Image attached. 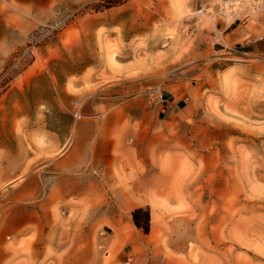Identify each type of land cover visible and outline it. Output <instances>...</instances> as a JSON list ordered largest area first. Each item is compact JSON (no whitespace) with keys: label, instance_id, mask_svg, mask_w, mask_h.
<instances>
[{"label":"rangeland","instance_id":"1","mask_svg":"<svg viewBox=\"0 0 264 264\" xmlns=\"http://www.w3.org/2000/svg\"><path fill=\"white\" fill-rule=\"evenodd\" d=\"M222 1L0 0V222L40 216L5 264H264V12Z\"/></svg>","mask_w":264,"mask_h":264},{"label":"crops","instance_id":"2","mask_svg":"<svg viewBox=\"0 0 264 264\" xmlns=\"http://www.w3.org/2000/svg\"><path fill=\"white\" fill-rule=\"evenodd\" d=\"M237 34L234 35V37H238L241 35V32H236ZM233 38V37H232ZM234 39V38H233ZM162 106L165 107L167 110H177L180 107V101H176L173 99H163ZM8 162L13 165H15V169H13L11 175L5 174V172H0V182L8 180L10 182L11 180H15L17 177H19L22 173L21 171L25 169L26 171L30 170L32 167V164L35 162V160L29 161L26 160V156L22 155L19 157H12L8 159ZM7 178V179H6ZM138 178V179H137ZM137 179L140 181V178L135 176L131 180L127 181L126 179L121 180V186L114 190V193L122 192L125 190V187L127 185L130 186V183L132 180ZM126 180V181H125ZM58 182V183H57ZM16 184V183H15ZM54 185L56 188H62V185L64 186L63 189L68 191V188L60 178V180L55 179ZM12 186L8 188L11 196V201L16 202H23V201H32L33 199H39V200H46L49 196H47V189L51 188V184L46 183V181L42 180L39 175L37 174H30L23 183L13 189ZM54 187V186H53ZM72 189V188H71ZM126 191V190H125ZM36 207V206H35ZM35 207L29 208L24 207L20 205H16L15 212L13 215H9L8 217L4 218L0 222V264H5L7 259L9 258V251H8V240L11 238L15 239H21L22 237L26 236L25 230H23V227L29 223L31 220L36 222V219L40 218V216H36V211L34 210ZM140 206H136L138 208ZM19 208V209H18ZM26 209L27 214L26 217H22L23 209ZM16 210H19V213H16Z\"/></svg>","mask_w":264,"mask_h":264},{"label":"built area","instance_id":"3","mask_svg":"<svg viewBox=\"0 0 264 264\" xmlns=\"http://www.w3.org/2000/svg\"><path fill=\"white\" fill-rule=\"evenodd\" d=\"M247 3L251 6V9L256 11L264 12V0H223L221 2V14L223 18H237L238 11L236 10L237 6Z\"/></svg>","mask_w":264,"mask_h":264},{"label":"trees","instance_id":"4","mask_svg":"<svg viewBox=\"0 0 264 264\" xmlns=\"http://www.w3.org/2000/svg\"><path fill=\"white\" fill-rule=\"evenodd\" d=\"M131 214L135 226L142 228L147 233L149 231V211L139 207L134 209Z\"/></svg>","mask_w":264,"mask_h":264},{"label":"bare ground","instance_id":"5","mask_svg":"<svg viewBox=\"0 0 264 264\" xmlns=\"http://www.w3.org/2000/svg\"><path fill=\"white\" fill-rule=\"evenodd\" d=\"M129 179V178H128ZM138 179V178H137ZM137 179H134V180H132L131 181V183H130V187H131V189L133 190H136V188H138L139 189V185L141 186L143 183H145L144 181H138ZM126 181V180H125ZM118 190V189H117ZM134 192V191H133ZM135 193V192H134ZM138 195V194H137ZM134 196V195H133ZM116 197V196H115ZM122 197H123V195H122ZM116 199V198H115ZM131 203V202H130Z\"/></svg>","mask_w":264,"mask_h":264}]
</instances>
